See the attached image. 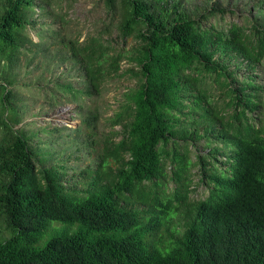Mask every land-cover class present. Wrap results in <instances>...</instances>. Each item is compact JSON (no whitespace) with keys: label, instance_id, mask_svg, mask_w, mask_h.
<instances>
[{"label":"trees","instance_id":"1","mask_svg":"<svg viewBox=\"0 0 264 264\" xmlns=\"http://www.w3.org/2000/svg\"><path fill=\"white\" fill-rule=\"evenodd\" d=\"M103 1L110 26L96 24L82 40L66 38L52 0H0V264H264V0L194 16L179 0ZM241 2L252 18L217 23L237 16ZM39 12L61 22L48 44L43 31L38 42L27 34ZM128 39L131 49L119 48ZM28 43L66 67L57 89L80 107L89 101L82 144L96 158L73 180L71 167L19 127ZM124 61L131 67L120 73ZM114 77L137 83L97 140L96 103ZM202 141L211 151L193 161L189 145ZM195 185L208 186L207 197L191 199Z\"/></svg>","mask_w":264,"mask_h":264},{"label":"rangeland","instance_id":"2","mask_svg":"<svg viewBox=\"0 0 264 264\" xmlns=\"http://www.w3.org/2000/svg\"><path fill=\"white\" fill-rule=\"evenodd\" d=\"M184 4L185 10L192 16L197 12L201 14L211 5L221 3L223 7H226L229 0H179ZM249 2L250 0H245ZM245 2L240 3V11L237 16H227L225 20H217L218 24L229 25L231 22L245 24L246 21L241 15H251V8L245 10ZM52 8L56 14L62 15L65 19L63 25L65 27L66 38L75 37L81 35L83 40L85 36L91 31L92 34H96L100 27L104 28L110 26L111 18L109 17L103 0H52ZM241 12V13H240ZM243 12V13H242ZM256 12V11H255ZM40 12L35 14L36 18L40 22L36 25V28H29L27 30L28 37L38 42V32L43 31L42 36L45 35L43 42L47 43L48 33L52 30L58 29L61 26V22L52 21L51 18L44 16L39 17ZM48 21L50 25L39 28L41 23ZM96 24H100L99 28H94ZM247 25H250L247 23ZM97 27V26H96ZM39 30V31H38ZM112 38H117V31L111 29ZM132 39L127 40V45L122 44V41L118 44L119 48H123L129 51L134 45ZM45 45L41 44L36 46L28 43L26 47L29 51L23 49L22 54V66L19 70L18 83L16 87L17 91V104L21 107L22 112V127L29 135L32 136L31 144L35 147L42 148L43 150L51 151V155L54 161L65 162V165L71 167L67 179L73 180L74 176L79 175L83 170L87 168L96 158L95 153H91L89 149L83 146V140H85L86 133L81 126V115L85 104H89L86 101L82 107L77 103L70 100L68 93H65L57 89L56 82L59 77H66L64 72L65 66H57L56 61H52V58L48 53L46 54ZM54 52V51H53ZM52 52V53H53ZM131 67L126 61L121 64V72ZM207 85L212 80H207ZM136 79L131 77H114L105 86V89L97 101L96 105L101 114L100 124L96 130V139L103 140L106 135H109L112 129L109 125V118L113 113L118 110L119 103L122 100V95L129 88L136 86ZM221 93L217 91L215 93L216 99H218ZM184 119V118H183ZM18 127V128H19ZM79 131L80 140L75 141L78 138L77 129ZM120 127H116L115 130L120 131ZM83 138V140H82ZM119 140V139H118ZM185 143L181 141V146ZM204 141L195 145L190 143L189 151L192 154V160H195V154L200 151L203 155H208L211 149H204ZM100 146V145H97ZM173 147V143L170 145ZM99 151V148L96 147ZM80 150V151H79ZM221 161H225L224 158H220ZM216 163V162H215ZM217 169L225 168L222 162H217ZM166 172L169 178L173 176V171L176 168L172 162L167 161ZM210 168V167H208ZM198 172V168H194L192 173ZM194 182L197 183L201 179L198 175L192 177ZM66 182V180H65ZM174 187L173 182H169V190ZM194 187V186H193ZM196 191L190 194L191 199L198 200L207 197L209 194V187L204 185H195ZM5 231V226H3ZM7 236L8 233L4 232ZM3 234V235H4ZM52 237L49 232L45 235L43 242Z\"/></svg>","mask_w":264,"mask_h":264}]
</instances>
